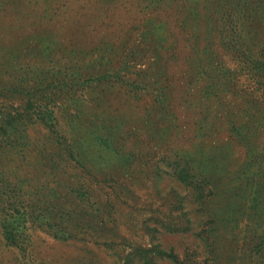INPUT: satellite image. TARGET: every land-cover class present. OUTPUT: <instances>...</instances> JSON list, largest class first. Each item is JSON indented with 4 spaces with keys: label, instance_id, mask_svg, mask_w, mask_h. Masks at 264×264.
Returning <instances> with one entry per match:
<instances>
[{
    "label": "rangeland",
    "instance_id": "obj_1",
    "mask_svg": "<svg viewBox=\"0 0 264 264\" xmlns=\"http://www.w3.org/2000/svg\"><path fill=\"white\" fill-rule=\"evenodd\" d=\"M0 264H264V0H0Z\"/></svg>",
    "mask_w": 264,
    "mask_h": 264
}]
</instances>
